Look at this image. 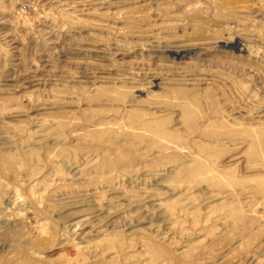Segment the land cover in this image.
I'll return each instance as SVG.
<instances>
[{
	"label": "rangeland",
	"instance_id": "rangeland-1",
	"mask_svg": "<svg viewBox=\"0 0 264 264\" xmlns=\"http://www.w3.org/2000/svg\"><path fill=\"white\" fill-rule=\"evenodd\" d=\"M0 264H264V0H0Z\"/></svg>",
	"mask_w": 264,
	"mask_h": 264
},
{
	"label": "bare ground",
	"instance_id": "bare-ground-1",
	"mask_svg": "<svg viewBox=\"0 0 264 264\" xmlns=\"http://www.w3.org/2000/svg\"><path fill=\"white\" fill-rule=\"evenodd\" d=\"M238 45V41L237 42H235V44L234 45H232L231 47H236ZM185 53H188L187 51L185 52ZM184 52H183V54H185Z\"/></svg>",
	"mask_w": 264,
	"mask_h": 264
}]
</instances>
